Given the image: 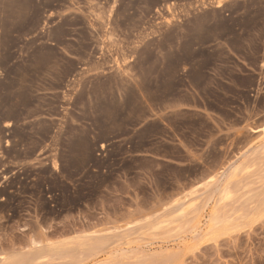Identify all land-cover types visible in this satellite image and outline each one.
I'll return each mask as SVG.
<instances>
[{"label":"rangeland","instance_id":"obj_1","mask_svg":"<svg viewBox=\"0 0 264 264\" xmlns=\"http://www.w3.org/2000/svg\"><path fill=\"white\" fill-rule=\"evenodd\" d=\"M0 264H264V0H0Z\"/></svg>","mask_w":264,"mask_h":264},{"label":"bare ground","instance_id":"obj_2","mask_svg":"<svg viewBox=\"0 0 264 264\" xmlns=\"http://www.w3.org/2000/svg\"><path fill=\"white\" fill-rule=\"evenodd\" d=\"M172 4H173V3H172ZM171 6H172V5H171ZM160 10H161V9H160ZM236 201H238V199H237ZM234 202H235V201H234ZM255 203H256V202H255ZM232 204H233V203H231V204H229V205L231 206ZM235 204H236V202L232 205V207L228 208L229 205H227L228 207H227V206H226V207H227L228 209H230V211H231V208L233 209V208H234L233 206H234ZM242 208H243V207H242ZM250 208H251V207H250ZM250 208H249V209H250ZM224 210H225V211H224ZM224 210H223V211L226 213L227 209H224ZM247 210H248V209H247ZM247 210H246L245 212H247ZM248 211H249V210H248ZM220 213H221V215H222V214L225 215V213H223L222 210H221ZM217 214H218V213H217ZM217 214H215L216 217H217ZM226 214H227V213H226ZM241 214H243V213H241ZM224 215H223V216H224ZM197 216H198V215H197ZM212 216H214V214H213ZM219 216H220V214H218V217H219ZM193 218H195V216L192 217V219H193ZM212 218H213V217H212ZM240 218H243V217H239V218H237V219H240ZM213 219H214V218H213ZM213 219H212V220H213ZM217 219H218V218H217ZM217 219H216V221H219V220H217ZM237 219H236V220H237ZM212 220H211V222H214V221H212ZM231 221H232V220H231ZM233 221H235V220H233ZM219 223H220V222H219ZM212 226H213V225H212ZM212 228H213V227H212ZM231 230H233V229H231ZM211 233H212V232H211Z\"/></svg>","mask_w":264,"mask_h":264},{"label":"crops","instance_id":"obj_3","mask_svg":"<svg viewBox=\"0 0 264 264\" xmlns=\"http://www.w3.org/2000/svg\"><path fill=\"white\" fill-rule=\"evenodd\" d=\"M251 72H249L248 74H250ZM194 107H198L196 104H191V105H180L178 106V108L182 109V108H194Z\"/></svg>","mask_w":264,"mask_h":264}]
</instances>
